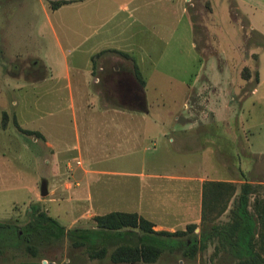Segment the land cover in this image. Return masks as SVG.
<instances>
[{
	"label": "rangeland",
	"instance_id": "374dc122",
	"mask_svg": "<svg viewBox=\"0 0 264 264\" xmlns=\"http://www.w3.org/2000/svg\"><path fill=\"white\" fill-rule=\"evenodd\" d=\"M24 1L0 0V29L3 27L7 29L4 30L3 36L0 33V90L3 93L0 95V221L13 222L21 226L29 220L31 205L38 204L40 209H46L50 216L63 224L66 230L95 227L94 216L104 211L90 208L89 203H74L75 198L72 195V188L75 185L82 186L83 181L84 183L86 181V178L81 181L78 175L79 169L82 170L83 166L78 159H75L77 150L74 144L78 134L82 149L89 144V140L85 141V133H87L85 127L89 122L96 127L92 128V134L100 136H94L92 139V161L99 168L139 172L140 163L137 159L154 156L159 172H178L180 175H187L193 171L192 165L196 172L202 169L199 160L200 150L189 153L186 152V148L191 145L193 148L200 149L203 146L206 149L205 146H208L209 157L213 159V165L218 170L214 172L212 168V177L233 176L235 181H232V184L236 191L234 195L239 193L241 185L247 179L252 181V184L264 186L263 183L256 181L264 182V155L249 154L246 144L253 143L256 149L264 148V145H259L264 142V127L261 134L258 132L248 134V142L243 131L247 125H251V120H259L263 115L249 114L253 108L250 97L242 101L244 109L239 113L238 118L237 112L227 113L221 108L224 102L229 104L239 102L241 97L254 86L257 65L261 68V78H264V38L251 28L246 12L236 0H144L143 9L146 12L165 11L162 20H176L179 31L188 29L190 18L196 26L192 36L194 45L191 46L187 41L183 47L170 51V56H168L169 51H163L162 57H165V61L168 57L167 63H176L175 66L164 67L165 76L150 79L147 83V99L145 102L142 100L141 104L133 105L144 108L148 104L154 113L159 109L175 112L177 121L187 120L195 123L191 131L192 136L189 134L178 138L176 135L168 134L162 137V143L157 142L156 146L149 143L144 147L141 145L142 140L139 139L127 142L122 140L123 142L116 146H108L107 142L103 144L104 138L101 136L103 125L112 121L107 115L99 112H89V116L84 114L88 97L83 94L84 92H80L81 88L80 91L77 90L78 76L75 73L71 76L72 92L67 89L64 80L33 86L26 82L30 77L27 75L28 71L25 73L26 79L23 74L22 78L18 77L20 79H16L18 74L15 73L12 77L5 75L9 70L7 64L9 59L4 58L6 57L4 52L8 47L12 48L13 45L16 47L18 44L23 53L32 50L22 41L24 36L20 33L29 29L37 19L28 10L25 12L24 8L15 9V6ZM30 1L29 3L32 4L33 0ZM184 6L185 9L182 8ZM256 19L261 22L258 17ZM261 23L264 25V22ZM105 54L111 60L119 57L112 51ZM22 61L25 62L26 58L23 57ZM111 63L113 61L108 64ZM246 63H251V68L246 66ZM185 67L187 74L182 70ZM226 67H228V80H225L224 76ZM190 71L194 72V79L192 85L185 91L184 83L176 79L175 73L178 77L190 78ZM13 77L16 78L11 79ZM17 84L23 86L16 88ZM12 99L16 101V105H12ZM114 103L130 105L129 102L111 97L104 99L100 97L97 105ZM55 106L59 108L56 109ZM170 119L173 120L168 117L167 121ZM125 122L135 128L133 125L140 123V120ZM25 127L43 129L58 143L57 147H46L39 129L30 130ZM28 130L32 132H25ZM170 136L173 137L174 142L170 141ZM54 148H58V151ZM108 148L112 149V152L120 153L121 158L114 160L104 158ZM126 179L127 177L122 174L106 175L102 176L99 182L103 186V183L118 184ZM43 180L46 181L47 194L41 196L40 186ZM92 188L94 190V185ZM262 196H264V187L255 188V192L250 195L251 210L255 199ZM234 197L228 203V211L219 216L217 211L214 212V215H217L216 220L224 228L231 229L234 226V219L229 212L233 207ZM76 199L80 198L76 196ZM198 232L199 227H196L194 233ZM89 236L92 241V234ZM191 236L192 234L189 233L184 239ZM221 250L222 245L219 240L213 239L197 250L195 264L218 263ZM69 252L71 259H68ZM180 257L181 252L177 251L172 254L164 253L151 263L119 264H178L177 259ZM42 258L41 264L43 261H46L45 264L50 262L112 264L108 253L102 259L92 258V253L87 250L72 249L67 239L62 246L49 247ZM65 259L68 261L65 262ZM36 261L39 262V259L9 249L0 255V264ZM186 261L189 260L184 259L183 262Z\"/></svg>",
	"mask_w": 264,
	"mask_h": 264
},
{
	"label": "crops",
	"instance_id": "0c3cea01",
	"mask_svg": "<svg viewBox=\"0 0 264 264\" xmlns=\"http://www.w3.org/2000/svg\"><path fill=\"white\" fill-rule=\"evenodd\" d=\"M67 1L56 9L50 8L49 0H33L32 4L29 3L30 0H25L15 6V9L21 7L25 9V12L28 10L37 20L29 29L19 32L24 36L22 41L32 50H26L23 53L18 44L15 47L11 43L13 47H8L4 52V56H6L4 58L9 59L7 63L9 70L5 75L12 77L15 73V75L18 74L15 78L20 79L18 77L22 78L23 74L25 78V73L28 71L27 75L30 77L25 79L28 84L33 86L50 83L54 80H64L67 89L72 92L71 76L75 73L78 76L76 79L77 90L80 91L81 88L80 92H84L83 94L88 97L84 114L89 116V112H99L102 115H107L108 119L112 121V123L103 125V133H101L104 138L103 144L107 142L108 146L119 145L123 142L122 140L127 142L128 140L137 141V139L142 140L143 147L149 143L156 146V143H162V137L168 134L176 135L178 138L189 136V134L192 136L194 122L187 120L180 122L177 121L175 112L159 109L157 113H154L148 104L144 108H137L133 106L135 104L133 101H129V99L140 98L145 102L148 81L154 77L165 76L164 67L175 66L176 63H167L168 57L165 61V57H162L163 51H169L167 53L170 56V51L183 47L187 41L191 46L194 45L192 19L190 18L191 25L189 24L188 29L184 28L183 31H179L176 20H162L166 14L165 11L146 12L143 9L144 0ZM236 1L246 12L251 28L264 38V25L261 23L264 22V0ZM1 29L0 33L3 36L4 30L7 29L5 27ZM2 31L4 32L2 33ZM21 47H23L22 43ZM103 50H108L105 53H110V51L117 53L116 55L119 57H114L111 60L106 57L105 53V55L96 57ZM160 51H162L161 56ZM51 53L56 58L51 57ZM23 57L26 58L25 62L22 61ZM110 61L113 63L109 65ZM247 63L246 66L251 68L252 64ZM182 70L187 74L186 67ZM224 72L225 80H228V67ZM261 74V68L257 65V83L241 97L239 102L233 104L224 102L221 106L227 113L237 112L238 118L239 113L244 109L242 101L246 97H250L253 108L249 114L260 113L263 115L259 120H251V125H247L243 129L246 133L244 134L246 142H248V134L263 133L264 78H261ZM175 75L180 83H184L185 91L192 85L194 72L190 71V78L187 76L185 78L178 77L176 73ZM207 76H209L208 71ZM16 86L19 88L23 84ZM2 94V90H0V95ZM70 96L72 97V95ZM100 97L124 100L131 106L119 103L98 106ZM12 105H16L14 99H12ZM55 107L59 108V106ZM60 107L62 108V105ZM168 117L173 120L167 121ZM133 119L140 120V123L133 125L135 128L125 124V121ZM25 128L39 129L45 146L57 147L58 143L43 129L41 130L39 127ZM92 128L96 127L90 122L85 127L87 132L85 141L89 140V144L85 143L87 145L84 146V149H82L79 134L74 144V148L77 150L75 159H78L80 165L83 166L82 170L79 169L78 175L81 181L84 178L86 181L85 183L83 181L82 186H80L81 184L75 185L72 188V195L75 198L74 203H89L90 208L104 211L96 215L112 211L135 212L151 221L154 225L153 229L156 231L184 230L189 223L199 224L204 182L208 180L235 181L231 175L226 178L212 177V168H214V172H218V170L213 165V159L209 157L208 146H205L206 149L203 146L200 149L193 148L191 145L186 148V152L189 153L200 150L199 160L202 169L196 172L192 165L193 171L187 175H180L178 172H159L154 156H150L148 159H144V157L137 159L140 163L139 172L99 168L92 161V139L94 136H99L92 134ZM169 139L174 142L172 136ZM246 144L249 154L264 155V148L256 149L253 143ZM259 145L263 146L264 142ZM55 150L58 151V148ZM111 150L108 148L103 157L109 158V160L121 158L120 153ZM45 161L47 162L48 159ZM118 174L124 175L127 179L118 184L111 182L108 185L103 183L101 186L99 181L102 180V176ZM76 196L80 199H76Z\"/></svg>",
	"mask_w": 264,
	"mask_h": 264
},
{
	"label": "trees",
	"instance_id": "16d2710c",
	"mask_svg": "<svg viewBox=\"0 0 264 264\" xmlns=\"http://www.w3.org/2000/svg\"><path fill=\"white\" fill-rule=\"evenodd\" d=\"M67 2L50 0L49 4L51 9H56ZM195 28L193 24V31ZM105 52L108 50L99 52L96 57ZM255 77L257 83V71ZM256 181L264 184L262 180ZM251 182L245 180L237 195H234L236 191L232 182H204L199 225L189 223L184 230L172 232L156 231L151 221L135 212L123 211L94 216L95 227L66 230L46 209L33 204L25 224L20 226L0 221V255L9 249L39 259V262L14 264H41L42 256L49 247L62 246L67 239L72 249L87 250L92 253V258L102 259L108 253L112 264L151 263L164 253L177 251L181 252L178 264H195L197 250L216 238L222 245V253L218 263L212 264H264V196L257 197L250 209V195L255 192V188L264 186ZM232 197L235 199L229 212L234 219V226L228 229L220 225L216 217L228 211ZM215 211L217 215H214ZM196 227H199L198 233H194ZM189 233L192 236L184 239ZM89 234H92V241ZM67 255L71 259L70 252ZM184 259L189 261L183 262Z\"/></svg>",
	"mask_w": 264,
	"mask_h": 264
},
{
	"label": "water",
	"instance_id": "95a60500",
	"mask_svg": "<svg viewBox=\"0 0 264 264\" xmlns=\"http://www.w3.org/2000/svg\"><path fill=\"white\" fill-rule=\"evenodd\" d=\"M47 194V188H46V181L45 180H43L42 182H41V186H40V195L41 196H44V195H46ZM68 260L67 259H65V262H67ZM46 263V261H43V264H45ZM49 264H55L54 262H50Z\"/></svg>",
	"mask_w": 264,
	"mask_h": 264
},
{
	"label": "flooded vegetation",
	"instance_id": "af4514ba",
	"mask_svg": "<svg viewBox=\"0 0 264 264\" xmlns=\"http://www.w3.org/2000/svg\"><path fill=\"white\" fill-rule=\"evenodd\" d=\"M130 101H133L134 103H136V104H141L142 103V100L140 99V98H138V99H129Z\"/></svg>",
	"mask_w": 264,
	"mask_h": 264
}]
</instances>
